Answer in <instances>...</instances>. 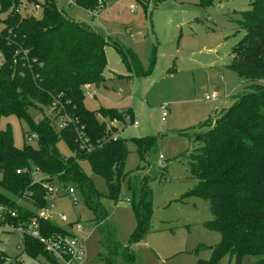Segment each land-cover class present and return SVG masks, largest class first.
I'll return each instance as SVG.
<instances>
[{"label": "trees", "instance_id": "16d2710c", "mask_svg": "<svg viewBox=\"0 0 264 264\" xmlns=\"http://www.w3.org/2000/svg\"><path fill=\"white\" fill-rule=\"evenodd\" d=\"M29 2L39 5V17L26 10L24 3ZM101 2L76 0L88 10H103ZM249 4V9L240 12L243 35L228 63L242 80L243 93L233 95L231 105L216 118L195 127V136L193 128L181 130L179 133L191 141L178 158L187 162L188 173L196 180L192 192L209 202L214 217L207 226L221 234L216 255L235 253L237 263L245 255H257L253 264H264V0H249ZM0 23V117L25 118L37 134V147L25 141L18 148L9 127L0 128V187L17 198L23 195L27 205H14L3 198L0 203L14 209L15 222L34 219L42 234L62 232L63 228L36 213L46 205L45 189L41 182H33L28 170L47 176L44 181L78 187L88 207L96 212L92 198L99 193L79 163L87 161L91 171L103 178L106 196L116 200L127 149L125 139L115 137V129L107 126L105 119L130 123L132 110L89 111L83 107V87L104 81L108 41L102 32L67 17L55 0H0ZM117 49L127 68L138 72L137 60L130 57V61L120 47ZM53 104L77 122L61 128L53 116L37 124L31 122L28 108L49 109ZM131 139L140 159L143 150L155 142L154 136ZM60 141L68 147L69 155L59 152ZM127 187L136 219L129 237L133 243L147 231L150 194L142 180L129 179ZM24 251L32 258L41 255L52 261L39 241L29 235H24ZM125 254L132 258L129 251ZM103 259L105 264H113Z\"/></svg>", "mask_w": 264, "mask_h": 264}, {"label": "rangeland", "instance_id": "374dc122", "mask_svg": "<svg viewBox=\"0 0 264 264\" xmlns=\"http://www.w3.org/2000/svg\"><path fill=\"white\" fill-rule=\"evenodd\" d=\"M103 1L105 8L94 16L95 10L90 15L76 0H55L67 17L102 32L108 41L104 85L84 86L82 104L89 111L132 108L138 124L123 126L120 120L105 119L107 126L116 122L114 135L125 139L127 149L117 199L106 196L103 178L91 171L87 161H80L83 173L99 193L92 198L97 211L88 207L81 190L73 186L75 203L65 194L47 196L50 221L85 240V264H105V257L113 264H253L259 256L245 255L237 263L235 253L216 255L221 234L207 226L214 217L209 202L192 192L196 180L189 175L187 162L178 158L191 141L179 132L193 128L195 136V127L216 118L231 104L233 95L243 93L242 80L228 63L243 35L240 12L250 8L249 0ZM24 4L27 11L40 16L35 4ZM118 47L128 59L137 60L138 72L127 68ZM212 93L216 98L206 100ZM161 106L166 107L165 117ZM27 114L37 124L50 112L30 107ZM6 126L18 148L33 134L30 122L15 115L0 117V128ZM146 136H154L155 142L143 150L140 159L131 138ZM28 143L37 147L36 140ZM57 147L61 154H70L63 141ZM129 179L147 183L151 206L147 231L133 243L129 237L136 219ZM1 198L15 204L19 201L0 187ZM60 214L65 220L59 219ZM76 224L81 226L80 232ZM20 235L18 230L0 232V264H48L45 257L32 258L17 247ZM128 251L131 259L126 257Z\"/></svg>", "mask_w": 264, "mask_h": 264}, {"label": "built area", "instance_id": "2783aa9c", "mask_svg": "<svg viewBox=\"0 0 264 264\" xmlns=\"http://www.w3.org/2000/svg\"><path fill=\"white\" fill-rule=\"evenodd\" d=\"M35 8L39 9V5L35 4ZM93 10H95L94 16H98V13L101 11L99 8L89 10L90 15H92ZM33 14L37 16L36 13ZM1 61H2V56L0 54V64ZM87 86L88 85H86L85 87ZM86 93L89 94L88 90ZM215 98L216 95L214 93L205 96L206 100H212ZM160 108L162 111L161 112L162 115L166 116L167 114L166 107L161 106ZM48 110L50 112L49 116H53L55 118L59 128L67 125V123L69 122L72 123L77 122L76 118H72L65 112L57 110L54 104L50 106ZM131 124L137 125L138 122L137 120L132 119ZM116 136L117 135H115V137ZM78 138H82L81 131H78ZM36 139H37V134L35 132H33L31 136L26 137L27 142ZM83 146L84 144H81V147ZM28 171L32 175L33 182H41L42 187L45 189V199H47L48 195L65 194L70 196L74 203L77 202V196L75 194V188L73 186L71 185L63 186L60 183H50L48 181H44L43 179H46L47 176L42 175L38 171L34 169ZM19 172L20 170H17V173ZM26 195L30 196L31 195L30 191ZM23 198H24L23 195L22 197H19V201H17V205L23 204L21 202L23 201ZM36 213L38 214L39 217L50 221V214L45 209V207L39 209L38 211H36ZM16 216L17 214L12 207H10L7 204L0 203V231L6 232V231L18 230L23 235H29L37 239L39 243L42 245L44 251L52 258V261L48 262V264H85L87 257L85 240L83 238L76 236L71 231V229L66 228L63 229L62 232L42 234L38 226V222H36V220L32 219L31 221L28 222H21V221L15 222ZM59 219L65 220V216L63 214H60ZM75 229L78 232H80L81 226L79 224H76Z\"/></svg>", "mask_w": 264, "mask_h": 264}, {"label": "crops", "instance_id": "0c3cea01", "mask_svg": "<svg viewBox=\"0 0 264 264\" xmlns=\"http://www.w3.org/2000/svg\"><path fill=\"white\" fill-rule=\"evenodd\" d=\"M103 82H104V81H103ZM103 82H102L100 85H104ZM89 85H92V84H89ZM100 85L95 86V87H96V88H99ZM230 103H232V100L230 101ZM230 105H231V104H229L228 107H229ZM129 109L132 110V108H129ZM132 113H133V118H135V115H134V112H133V111H132ZM161 116H162V117H165V116L162 115V113H161ZM135 119H136V118H135ZM135 119H134V120H135ZM117 123H118V122H117ZM121 123H122V122H121ZM121 123H120V124H121ZM109 124H110L111 127H113V128L115 129L114 131H115V133H116V132H117V129H118V127H117V125H116V122L109 123ZM129 124H131V122H130V123H127V122L124 123V122H123V126H125V125H129ZM116 128H117V129H116ZM115 135H116V134H115ZM118 137H119V136H118ZM25 206H26V205H25ZM29 206H30V205H29ZM29 206H28V207H29ZM29 208H31V206H30ZM97 225H98V224H97ZM63 229H64V228H63ZM0 232H3V231H0ZM6 232H8V231H6ZM17 247H19V248L22 250V252H23L24 254H26L25 251H24V235H23L22 233H21V235H20V243L17 245ZM35 259H37V258H35ZM35 259H34V260H35ZM45 259H46V258H45ZM32 263H36V262H31L30 264H32ZM17 264H19L18 261H17ZM36 264H38V263H36Z\"/></svg>", "mask_w": 264, "mask_h": 264}]
</instances>
